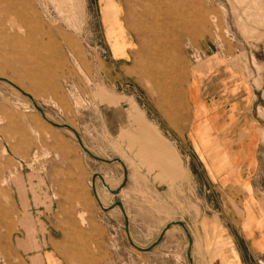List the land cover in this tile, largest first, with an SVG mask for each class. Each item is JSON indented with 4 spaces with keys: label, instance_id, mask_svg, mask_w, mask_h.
<instances>
[{
    "label": "rangeland",
    "instance_id": "rangeland-1",
    "mask_svg": "<svg viewBox=\"0 0 264 264\" xmlns=\"http://www.w3.org/2000/svg\"><path fill=\"white\" fill-rule=\"evenodd\" d=\"M128 1L137 14L144 13L140 2L148 5ZM162 2L191 22L199 16L204 27L192 35L157 21L162 43L148 44L176 64L168 80L183 71L178 87L166 83L162 98L142 75L146 57L126 27L123 0H0V77L28 90L50 120L70 125L94 155L124 163L118 194L98 177L93 188L102 205L122 203L136 245L148 246L180 220L191 237L192 264H264V254L242 243L233 250L232 227L247 207L246 193L210 183L186 135L191 76L201 74L213 87L262 88L264 0ZM258 118L264 122V109ZM261 169L264 187V159ZM93 173L114 190L123 182L120 163L89 157L72 132L50 125L0 80V264H28L25 251L40 246L62 264H189L179 225L152 249L133 248L121 209L98 205ZM257 195L264 206V190Z\"/></svg>",
    "mask_w": 264,
    "mask_h": 264
},
{
    "label": "crops",
    "instance_id": "crops-1",
    "mask_svg": "<svg viewBox=\"0 0 264 264\" xmlns=\"http://www.w3.org/2000/svg\"><path fill=\"white\" fill-rule=\"evenodd\" d=\"M209 81L201 74L189 81L187 140L210 183L222 188L233 186L247 195L243 216L232 227L233 236L238 237L233 250L242 243L251 253L264 254V206L257 195L264 190L259 181L264 122L258 118V110L264 109V84L245 90L233 85L213 87ZM17 245L24 248V240L19 238ZM25 254L28 264H62L53 250L43 246Z\"/></svg>",
    "mask_w": 264,
    "mask_h": 264
},
{
    "label": "bare ground",
    "instance_id": "bare-ground-1",
    "mask_svg": "<svg viewBox=\"0 0 264 264\" xmlns=\"http://www.w3.org/2000/svg\"><path fill=\"white\" fill-rule=\"evenodd\" d=\"M124 3L127 5V12H128V19L126 20V27L133 31L134 36L136 38V41L140 44V51L139 53L145 55L146 60L144 59L145 63L141 67L142 75L146 78L147 81H149L154 88L156 92H158L159 96L162 98L163 96L160 95L161 92L165 91L166 83L171 81L173 86L178 87L181 80H182V74L183 71L179 70L178 73L175 71V74H173L172 79H169V75L171 73L172 68L176 66V64L165 57V55L161 52V54L157 53L156 50L158 47H154L152 50V46L155 43L159 44L163 40L162 35H160L162 31V27L159 29V26L157 24V21H162L164 24H170L176 25L177 27H182V32H188L189 34H194L197 31L203 30V20L201 18L195 19L194 22H191L185 15L178 9H174L173 7H168L164 5L163 0H145V2H148V5H143L140 2V8L144 11V13L137 14L134 11V8L132 7L130 1L123 0ZM137 1V0H136ZM168 1V0H167ZM175 1V0H174ZM185 1V0H184ZM135 0H133V3ZM144 2V1H143ZM190 3V2H189ZM136 4V2H135ZM167 4V3H166ZM170 5V4H169ZM185 5V4H184ZM183 5V6H184ZM187 5V4H186ZM193 5V4H192ZM174 6V5H173ZM108 8V6H107ZM190 9V8H189ZM196 10V9H195ZM193 11V10H192ZM203 12V10H201ZM15 14V13H14ZM136 17V18H135ZM3 21V19H2ZM151 23V27L146 29H143L142 26L146 27V23ZM191 23V24H190ZM149 25V24H148ZM147 25V26H148ZM22 27V26H21ZM5 28V27H3ZM5 30V29H4ZM3 30V32H4ZM164 29V31H166ZM2 33V32H0ZM6 33V32H5ZM149 39L145 43L144 39ZM22 41V40H21ZM69 42V41H68ZM52 43V42H51ZM150 45H149V44ZM162 43V42H161ZM151 47V48H150ZM26 49V48H25ZM35 49V48H34ZM52 49V48H51ZM163 49H165L163 47ZM48 50V49H47ZM163 51V50H162ZM56 52V51H55ZM164 52V51H163ZM78 53V52H77ZM57 55V54H56ZM151 55H155V57H151ZM50 56V52H49ZM58 56V55H57ZM59 57V56H58ZM52 58V57H51ZM50 58V59H51ZM44 59V58H43ZM49 59V60H50ZM27 60V59H26ZM57 60V59H56ZM60 61V59H58ZM54 61V60H53ZM58 61V62H59ZM143 61V62H144ZM57 62V63H58ZM52 63V62H51ZM56 63V64H57ZM160 63L164 64V66H161ZM61 64V62H60ZM58 64V66L60 65ZM26 66V65H25ZM54 66V65H53ZM57 66V65H56ZM38 69V68H37ZM182 69V68H181ZM173 73V72H172ZM142 77V79L144 78ZM3 78V77H2ZM144 78V79H145ZM12 82V81H11ZM146 83V82H145ZM149 83V84H150ZM18 86V85H17ZM23 86V85H22ZM19 87V86H18ZM21 88V87H19ZM168 88V87H167ZM32 90V89H31ZM28 91V90H27ZM26 93L30 94L29 91ZM33 91V90H32ZM33 97V96H32ZM174 98V97H173ZM164 102V101H163ZM47 117V116H46ZM48 118V117H47ZM49 119V118H48ZM68 130V129H66ZM70 131V130H69ZM72 132V131H70ZM73 133V132H72ZM74 135V134H73ZM103 181L105 183V180L103 178ZM106 184V183H105ZM107 185V184H106ZM108 186V185H107ZM109 187V186H108ZM110 188V187H109ZM106 189V188H105ZM111 189V188H110ZM114 190V189H111ZM98 199V197H97ZM99 201V200H98ZM100 203V201H99ZM101 204V203H100ZM102 205V204H101ZM104 206V205H103ZM107 207V206H104ZM164 228V227H163ZM187 229V228H186ZM188 231V230H187ZM189 233V232H188ZM190 235V234H189ZM188 245V244H187ZM191 248V245H190Z\"/></svg>",
    "mask_w": 264,
    "mask_h": 264
},
{
    "label": "water",
    "instance_id": "water-1",
    "mask_svg": "<svg viewBox=\"0 0 264 264\" xmlns=\"http://www.w3.org/2000/svg\"><path fill=\"white\" fill-rule=\"evenodd\" d=\"M0 80L2 81H5L7 82L8 84H10L11 86H13L14 88H16L22 95H24L25 97H27L33 104V106L35 107V109L40 113L41 117L46 121L48 122L50 125L54 126V127H58V128H64V129H68L70 131L73 132L74 134V137L75 139L77 140L80 148L91 158L95 159V160H98V161H101V162H104V163H113V162H118L122 165L123 169H124V176H123V182L120 186H118L115 190H111L103 181V177L101 174L99 173H93L92 174V183H94V180L96 177H98L103 185L104 188H106V190H108L110 193L112 194H118L119 191L121 190L124 182L126 181V167L124 165V163L119 159V158H112V159H106V158H101V157H98L96 155H94L92 152H90L87 147L82 143V140L80 138V136L78 135V133L68 124L66 123H63V124H60V123H56V122H53L52 120L48 119L45 115V113L43 112V110L41 109V107L34 101V99L32 98V96L28 93H26L25 91H23L21 88H19L16 84H14L13 82H11L10 80L6 79V78H2L0 77ZM93 188V187H92ZM93 194H94V197L98 203V205L100 206V208L104 211H107L109 209H111L112 207L114 206H118L121 211H122V214H123V218H124V224H125V232H126V235H127V239H128V242L129 244L139 250V251H148L150 249H152L154 246H156L158 244V242L160 241L162 235L164 234V232L170 228V226L172 225H179L183 228L185 234L187 235V238H188V245H187V248H186V254H187V258L189 260V264H192V258H191V251H190V245H191V237L184 225V223L180 220H176V221H172L168 224H166L164 226V228L162 229V231L160 232L159 236L151 243L149 244L148 246L146 247H142V246H138L136 245L133 240L130 238L129 236V232H128V219H127V216H126V213L123 209V206H122V203L120 201H114L110 206H107V207H104L103 205H101L97 199V196H96V192L93 188Z\"/></svg>",
    "mask_w": 264,
    "mask_h": 264
}]
</instances>
